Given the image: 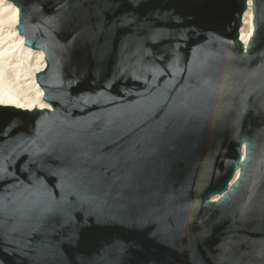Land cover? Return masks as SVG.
<instances>
[{
  "label": "water",
  "instance_id": "water-1",
  "mask_svg": "<svg viewBox=\"0 0 264 264\" xmlns=\"http://www.w3.org/2000/svg\"><path fill=\"white\" fill-rule=\"evenodd\" d=\"M6 1L49 108L0 105V264H264V0L245 46L247 0Z\"/></svg>",
  "mask_w": 264,
  "mask_h": 264
},
{
  "label": "bare ground",
  "instance_id": "bare-ground-1",
  "mask_svg": "<svg viewBox=\"0 0 264 264\" xmlns=\"http://www.w3.org/2000/svg\"><path fill=\"white\" fill-rule=\"evenodd\" d=\"M0 5L2 12L9 17L6 16L10 24L7 33H12V41L14 42L11 47L0 44V84L3 85L4 89L0 90V105L13 106L16 109L28 111L33 110V108L35 110L49 108L43 101V91L35 80V73L45 67L44 54L41 51L31 50L24 45V39L18 34L15 26L19 22L17 8L6 0H0ZM246 6V11L242 17V29L239 32V40L243 46L248 43L253 32L250 0H247ZM9 42L11 41L9 40ZM13 49L14 53L17 54H15L16 56L10 55L8 52V50ZM13 57H16L14 63L19 62V64L12 66ZM237 176L238 171L234 173L233 179H236Z\"/></svg>",
  "mask_w": 264,
  "mask_h": 264
},
{
  "label": "rangeland",
  "instance_id": "rangeland-1",
  "mask_svg": "<svg viewBox=\"0 0 264 264\" xmlns=\"http://www.w3.org/2000/svg\"><path fill=\"white\" fill-rule=\"evenodd\" d=\"M7 15H5V13L4 12H2V10H1V5H0V44L1 45H7V46H9V47H11V46H13L14 45V42L12 41L13 40V37L11 36V34L12 33H10V34H8L7 33V31H9V27H10V24H9V17L7 18L6 17ZM8 21V22H7ZM244 29H245V27H244ZM7 33V34H6ZM4 34V35H3ZM7 35V36H6ZM6 38V39H5ZM9 40L11 41V42H9ZM3 43H2V42ZM5 45V46H6ZM13 51V52H12ZM8 52H9V54L10 55H13V56H16L17 54L16 53H14V49L13 50H8ZM16 54V55H15ZM14 59H16V57L14 58H12V66L13 65H17V64H19V62L18 63H14ZM2 87V88H1ZM0 90L2 91V90H4L3 89V85L2 84H0Z\"/></svg>",
  "mask_w": 264,
  "mask_h": 264
}]
</instances>
